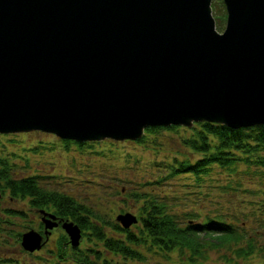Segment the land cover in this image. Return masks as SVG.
<instances>
[{
  "label": "water",
  "instance_id": "water-1",
  "mask_svg": "<svg viewBox=\"0 0 264 264\" xmlns=\"http://www.w3.org/2000/svg\"><path fill=\"white\" fill-rule=\"evenodd\" d=\"M223 1L219 31L212 0H0V132L82 142L264 124V0ZM41 211L48 235L59 217ZM60 219L78 246L81 227ZM20 243L38 250L43 235L29 229Z\"/></svg>",
  "mask_w": 264,
  "mask_h": 264
},
{
  "label": "rangeland",
  "instance_id": "rangeland-1",
  "mask_svg": "<svg viewBox=\"0 0 264 264\" xmlns=\"http://www.w3.org/2000/svg\"><path fill=\"white\" fill-rule=\"evenodd\" d=\"M220 10V4H217L213 14H219ZM224 28L225 21L222 27L217 25L219 31ZM192 126L181 125L178 130L164 129L158 135L148 134L142 142L103 138L80 144L41 130L0 133V158L6 161L13 176L36 175L46 188L72 195L113 219L125 212L136 214L139 219L142 205L130 194L146 189L168 196L171 202L181 203L176 209L181 215L184 210H196L199 207L204 213L211 211L215 214L219 208L226 214L231 203H236V209L240 213L239 221L248 229L257 225H252L251 222L252 218L256 219V215L262 216L258 213L264 212V179L258 177V174L264 173V168L257 173L251 172L249 178L243 177L241 184L237 182L238 175L231 176L234 170L220 169L217 166L209 173L202 174L200 179L193 174L181 173L162 183L155 182L160 174L166 172L167 162L185 156L194 160L200 156L182 141V137L193 132ZM239 170L250 172L246 165H241ZM7 208L24 210L28 214L27 220L21 215L5 214ZM0 213H3L2 219L7 220L1 224L0 230V264H78L75 259L78 252L75 254L71 246L67 245L68 241L61 246L62 252L59 250L60 241L65 240L61 236L69 238L61 227L55 228L49 241L34 252L21 246L18 233L27 231L30 227L38 228V220L35 219L37 214L28 204V198L11 200L6 191L1 194ZM232 221L238 222L235 219ZM131 228L137 229L135 224ZM106 229L114 237L120 235L112 227ZM80 246L89 249L90 258L94 257L95 250L102 252V257L105 256L109 264H192L182 261L176 251L160 254L146 248H140L144 252L145 261L126 260L107 250L95 236L84 234L83 231ZM223 251L228 252L212 248L207 251V258L200 262L223 264L227 262L223 258Z\"/></svg>",
  "mask_w": 264,
  "mask_h": 264
},
{
  "label": "trees",
  "instance_id": "trees-1",
  "mask_svg": "<svg viewBox=\"0 0 264 264\" xmlns=\"http://www.w3.org/2000/svg\"><path fill=\"white\" fill-rule=\"evenodd\" d=\"M220 4V13L216 15L217 25L222 27L226 21V10L223 0L212 2L213 11ZM222 5V6H221ZM177 124L168 126H147L144 136L138 141H145L148 134L158 135L164 129L178 130ZM198 127V128H197ZM192 133L182 137L185 146L192 149L200 156L192 160L189 156L167 162L166 172L160 174L155 182L162 183L170 177L181 173L193 174L199 179L202 174H207L215 166L220 169L231 168L238 175L241 184L243 177L249 178L250 173L260 172L264 168V124L233 128L220 122L199 121L192 126ZM241 165L249 167L248 171L239 170ZM4 159L0 158V189L8 191L11 200L28 198L31 207L52 210L54 214L77 223L84 234L89 233L111 252L122 256L124 259H139L145 261L144 252L155 250L162 254L177 252L182 261L192 264H203L201 259L207 258V251L216 248L223 251V264H264V212L255 211L256 219L252 218V226L247 228L238 219L239 211L236 203H231V208L224 211L219 208L215 214L211 211L202 212L200 209L184 210L181 215L176 209L181 203L171 202L168 196H161L153 191L141 190L132 192L142 205L139 210V219L135 223L137 229L126 228L104 212L78 200L72 195L60 192L57 189H48L42 185L36 175L16 177L9 170ZM264 179V173L258 174ZM256 178V177H254ZM233 182V181H230ZM229 182V183H230ZM229 186V185H228ZM234 187L233 184L230 185ZM264 188V183L262 184ZM251 192V190L249 189ZM188 209V208H186ZM256 209V208H255ZM231 211L233 213L231 214ZM235 211V212H234ZM9 215H24L23 210L7 208L4 211ZM1 224L7 222L2 219ZM230 215L232 217H230ZM232 219L237 220L235 223ZM27 220V217H26ZM106 227H112L120 235L114 237L107 232ZM22 232L18 233V240ZM61 246L68 240L61 236ZM61 239V238H60ZM78 264H109L102 252L95 250L94 257L88 255L89 249L81 246L71 247Z\"/></svg>",
  "mask_w": 264,
  "mask_h": 264
},
{
  "label": "flooded vegetation",
  "instance_id": "flooded-vegetation-1",
  "mask_svg": "<svg viewBox=\"0 0 264 264\" xmlns=\"http://www.w3.org/2000/svg\"><path fill=\"white\" fill-rule=\"evenodd\" d=\"M6 192V191H5ZM2 189H0V199H1V194H4L5 193ZM28 204H29V202H28ZM34 208V210H35V212H36V214H37V218L35 217V219H37L38 220V228L36 229V228H34V229H36L37 231H39L42 235H43V239H44V243H43V245L44 244H46L48 241H49V239H50V237H51V233H52V231L55 229V228H58V227H61V228H63L62 227V220L60 219V218H62V217H60L59 215H57V217H59L58 218V222H59V224L57 225V226H54L53 228H51V229H49V231H48V235H46V233H45V222H44V220L42 219V211H41V209H45V208H38V207H33ZM45 211L46 212H51V213H53L52 212V210H47V209H45ZM23 212L24 213H22L23 215H24V217L23 218H25L26 219V217H27V212H25L24 210H23ZM33 227H30L29 229H32ZM28 229V230H29ZM64 229V228H63ZM25 232V231H24ZM24 232H22V233H24ZM68 238V237H67ZM58 240V239H57ZM68 243H67V245H70L71 247H74V246H72L71 244H70V241H69V238H68ZM43 247V246H42ZM26 250V249H25ZM27 251H29V250H27ZM35 251V250H34ZM34 251H29V252H34Z\"/></svg>",
  "mask_w": 264,
  "mask_h": 264
}]
</instances>
